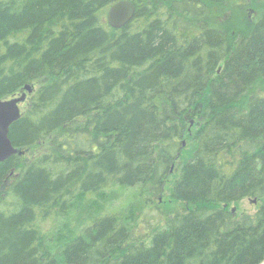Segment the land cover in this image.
I'll use <instances>...</instances> for the list:
<instances>
[{
  "label": "trees",
  "instance_id": "16d2710c",
  "mask_svg": "<svg viewBox=\"0 0 264 264\" xmlns=\"http://www.w3.org/2000/svg\"><path fill=\"white\" fill-rule=\"evenodd\" d=\"M121 1L0 0V100L37 87L0 164V264H262L264 0H128L116 30ZM187 136V212L139 241L129 211L94 212L160 198Z\"/></svg>",
  "mask_w": 264,
  "mask_h": 264
},
{
  "label": "rangeland",
  "instance_id": "374dc122",
  "mask_svg": "<svg viewBox=\"0 0 264 264\" xmlns=\"http://www.w3.org/2000/svg\"><path fill=\"white\" fill-rule=\"evenodd\" d=\"M34 86L33 88L36 90L37 87ZM23 92L24 91H21L17 95H21ZM25 106L26 104H23L21 108L24 109ZM191 137L192 136H187L184 139L181 158H179V160L174 165V168L166 181L164 192L160 198H154L148 194L142 196H139L138 194H132L126 198L123 197L117 202L112 200L108 201L104 194L99 195V199L94 196H88L87 199L95 201L92 204V209L94 212H96L95 210L96 206H98V202H102L103 200L106 202L107 212H117L118 210L123 212L129 211L131 213L129 218L131 219L130 224L132 229V237L135 238L136 241L149 239V236L152 234L155 228L163 225L165 215H170L176 212H187L186 210L190 209V206H186L180 202L174 201L171 198V190L174 182L180 175L184 162L189 160L195 151L196 144L191 139ZM42 150L43 148L29 149L27 150L26 156L28 158L34 157L36 154H38V152H42ZM139 204H141L140 208L137 207ZM260 204L261 202L259 201L254 203V200L245 199L237 204L231 205L230 208L235 212V214L240 216L242 214H255Z\"/></svg>",
  "mask_w": 264,
  "mask_h": 264
},
{
  "label": "water",
  "instance_id": "95a60500",
  "mask_svg": "<svg viewBox=\"0 0 264 264\" xmlns=\"http://www.w3.org/2000/svg\"><path fill=\"white\" fill-rule=\"evenodd\" d=\"M136 11L137 7L133 2L128 0L118 2L110 8L107 14V22L113 29H122L133 20ZM33 91V86L26 85L21 95L0 100V164L5 163L13 156L24 154L23 151L13 145L10 131L12 126L21 119L23 115L21 105L27 101L28 96L32 95ZM256 202L254 200V203Z\"/></svg>",
  "mask_w": 264,
  "mask_h": 264
}]
</instances>
